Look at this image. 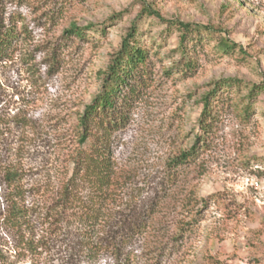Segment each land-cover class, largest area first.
Listing matches in <instances>:
<instances>
[{
  "label": "rangeland",
  "instance_id": "374dc122",
  "mask_svg": "<svg viewBox=\"0 0 264 264\" xmlns=\"http://www.w3.org/2000/svg\"><path fill=\"white\" fill-rule=\"evenodd\" d=\"M143 6L165 19L209 26L211 33L203 31L201 41L183 52L178 28ZM0 16L15 29L0 54V264H114L109 254L92 262L51 238L36 253L20 247L4 222L2 171L10 148L21 147L30 192L59 183L77 140L78 117L100 92L104 71L133 26L152 72L126 126L111 140L128 191L147 197L146 203L156 202L163 183L171 195L178 188L199 198L218 195L197 206L196 229L178 241L171 236L184 215L177 207L166 209L157 217L165 228L163 255L154 250L155 237L140 234L129 245L133 264H264V91L252 112L241 115L252 86L264 85V0H0ZM74 25L88 37L70 33ZM91 25L96 29L88 31ZM225 42L235 47L226 49ZM231 79L240 85L221 90L232 100L218 109L207 146L180 176V187L169 189V161L193 146L202 96L215 82ZM18 117L31 119V126L17 125ZM34 199L30 193L28 200Z\"/></svg>",
  "mask_w": 264,
  "mask_h": 264
},
{
  "label": "trees",
  "instance_id": "16d2710c",
  "mask_svg": "<svg viewBox=\"0 0 264 264\" xmlns=\"http://www.w3.org/2000/svg\"><path fill=\"white\" fill-rule=\"evenodd\" d=\"M143 11L178 28L183 52L187 51L188 44L201 41L203 31L211 33L209 26L165 19L149 6H143ZM86 29L94 30L96 26ZM69 32L80 38L88 37V32L76 25ZM14 35L15 29L5 26L0 16V54L10 46ZM136 35L137 29L133 26L104 71L100 92L80 113L77 140L70 149L66 175L59 178L55 187L35 188L34 192H30L26 187L23 150L21 147L10 148L8 162L2 171L5 183L4 222L19 236L20 247L36 253L51 238L52 241L60 240L68 249L79 252L92 262L105 253L114 259V264H133L135 260L129 245L140 234L155 237L154 250L163 255L167 245L164 242L165 228L157 217L164 215L166 209L177 207L184 215L176 221L171 236L178 241L196 229L201 219V209L197 206L200 203L207 205L218 196L199 198L193 192L183 194L180 188L171 195L164 190L163 183L162 193L157 194L159 200L146 203L147 197L128 191V176L125 170L118 168L111 140L117 129L126 126L130 107L140 97L142 86L147 87L151 78L149 51L137 43ZM223 47L230 49L235 46L225 42ZM186 65L189 69L193 61L188 60ZM232 84L240 85V80H219L202 96L203 108L197 120L193 146L181 150L169 161L168 180L165 182L169 189L178 186L180 176L186 174L200 150L207 146L213 135L218 109L232 100L221 90ZM125 87L128 90L123 94ZM262 91L264 85L252 86L248 103L242 107L243 117L252 112L254 101ZM16 123L26 128L31 126L32 120L18 117ZM30 193L35 196L31 202L28 200ZM39 229L46 232L49 238L39 236Z\"/></svg>",
  "mask_w": 264,
  "mask_h": 264
}]
</instances>
